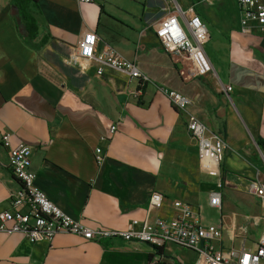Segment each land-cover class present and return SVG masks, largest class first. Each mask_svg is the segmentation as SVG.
Segmentation results:
<instances>
[{
    "label": "crops",
    "instance_id": "0c3cea01",
    "mask_svg": "<svg viewBox=\"0 0 264 264\" xmlns=\"http://www.w3.org/2000/svg\"><path fill=\"white\" fill-rule=\"evenodd\" d=\"M176 2L193 7L207 26L208 73L182 76L189 63L160 46L154 26L166 14L162 0H36L33 39L13 0H0V135L9 131L13 143L31 146L35 185L90 229L120 232L146 217L169 219L175 215L170 201L178 199L204 224L222 225L224 248H253L264 227L258 200L247 192L249 179H264V147L256 141L264 139V36L241 32L236 0ZM88 31L98 37L97 52L109 44L149 78L140 95L133 94L138 79L125 72L104 66L97 75L95 61L65 63ZM162 86L187 97L186 108H175ZM189 114L223 137L215 170L199 158L186 128ZM113 123L115 133L101 141ZM98 145L105 152L100 164ZM7 162L0 141V210L20 186ZM152 191L164 199L148 210ZM212 192L220 193V208L209 204ZM204 212L218 215L217 222ZM196 257L172 243L155 247L120 235L85 239L61 231L51 242H30L22 233L0 232V264H147L156 258L158 264H195Z\"/></svg>",
    "mask_w": 264,
    "mask_h": 264
},
{
    "label": "built area",
    "instance_id": "2783aa9c",
    "mask_svg": "<svg viewBox=\"0 0 264 264\" xmlns=\"http://www.w3.org/2000/svg\"><path fill=\"white\" fill-rule=\"evenodd\" d=\"M91 2L92 0H79ZM166 14L155 24L154 33L160 46L177 59L186 60L189 65L179 72L182 76L191 77L203 75L212 70L209 59L204 51V44L209 40V32L205 22L194 11L193 7L182 9L176 0H162ZM239 9L240 30L243 33L256 31L264 36V4L260 0H236ZM179 18H182L183 23ZM98 37L88 31L78 41L73 53L65 61L70 66H81L82 61H95L96 73L100 75L104 66H109L125 72L129 77L138 79V86L133 94L142 93V87L149 78L141 73L133 60L125 58L111 45L105 44L103 50L96 51ZM169 102L177 109L184 110L189 99L183 94L166 87H159ZM232 89L227 85L226 92ZM116 124H110L107 134L100 137L108 140L116 131ZM186 128L198 145L200 159L208 158L212 167H217L225 149L221 134L211 131L194 115L189 114ZM0 141L7 149V165L20 186L9 195V207L0 210V232L6 234L22 233L30 242H51L57 232L67 231L81 234L85 239L101 235H120L125 240H135L162 247L172 243L179 247L192 249L197 257L195 264H264V227L255 241L253 248H224L219 244L222 237V225L204 224L199 213L182 200H171L175 215L169 219L156 217L153 220L144 218L138 228L120 232L101 229H90L79 220L65 213L57 204L34 183L35 172L30 168L31 146L23 141L13 143L11 132L4 131ZM264 165V151L260 153ZM105 158L102 146L94 149V159L100 164ZM247 192L254 196L260 205L259 220L264 221V179L258 177L249 179ZM164 195L152 191L149 197L148 210L161 205ZM209 204L221 207L219 192H212ZM236 229H232L235 231ZM244 227L239 229L244 234ZM244 240V238H242ZM244 243V241H243ZM147 264H158L152 259Z\"/></svg>",
    "mask_w": 264,
    "mask_h": 264
},
{
    "label": "trees",
    "instance_id": "16d2710c",
    "mask_svg": "<svg viewBox=\"0 0 264 264\" xmlns=\"http://www.w3.org/2000/svg\"><path fill=\"white\" fill-rule=\"evenodd\" d=\"M13 2L19 11L26 36L30 39L35 38L38 34L39 26L36 12L33 9L36 6V0H13ZM256 141L260 146L264 147V139H257Z\"/></svg>",
    "mask_w": 264,
    "mask_h": 264
},
{
    "label": "rangeland",
    "instance_id": "374dc122",
    "mask_svg": "<svg viewBox=\"0 0 264 264\" xmlns=\"http://www.w3.org/2000/svg\"><path fill=\"white\" fill-rule=\"evenodd\" d=\"M209 164H211V162L209 161ZM211 166V165H210ZM212 167V166H211ZM216 168L214 167V170H215ZM212 170H213V168H212ZM213 174H215V173H217L216 171H211ZM233 203V206H236V204L234 203V202H232ZM204 216L206 217V218H208L209 220H211V221H214V222H217V220H218V215H216V214H214V213H211V215H207L205 212H204ZM224 218H227V217H224Z\"/></svg>",
    "mask_w": 264,
    "mask_h": 264
}]
</instances>
